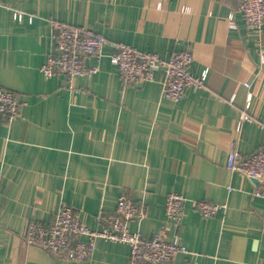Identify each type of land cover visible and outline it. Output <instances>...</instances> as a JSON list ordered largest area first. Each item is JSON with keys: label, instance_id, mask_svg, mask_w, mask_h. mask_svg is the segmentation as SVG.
Masks as SVG:
<instances>
[{"label": "crops", "instance_id": "0c3cea01", "mask_svg": "<svg viewBox=\"0 0 264 264\" xmlns=\"http://www.w3.org/2000/svg\"><path fill=\"white\" fill-rule=\"evenodd\" d=\"M52 21L162 59L189 47L206 83L173 101L160 72L126 84L105 55L87 57L97 72L71 89L65 75L41 73ZM0 87L23 102L21 117L0 122V264H131L128 245L104 239L85 261L26 242L30 221L53 223L63 203L99 229L124 191L143 214L133 232L187 248L171 264H264V200L254 180L226 167L234 144L244 154L264 149V41L249 34L236 0H2ZM250 94L255 120L238 131ZM174 192L227 207L205 218L188 202L175 225L165 211Z\"/></svg>", "mask_w": 264, "mask_h": 264}, {"label": "built area", "instance_id": "2783aa9c", "mask_svg": "<svg viewBox=\"0 0 264 264\" xmlns=\"http://www.w3.org/2000/svg\"><path fill=\"white\" fill-rule=\"evenodd\" d=\"M236 1L237 9L244 16L247 31L261 46L264 41V0ZM13 14L16 21H22L25 16L20 10L13 11ZM51 26V46L41 66V73L45 78L65 75L71 89L76 76L90 77L97 72V69L86 64L85 59L90 56L100 59L105 55L118 69L126 84L155 81L157 73L160 72L159 81L163 94L173 101L183 99L189 89H200L206 83V72L197 76L191 70L194 57L189 47L177 51L169 59H162L156 53L141 51L126 43L108 41L86 26H71L57 21H52ZM108 45L110 51L106 54L105 48ZM244 85L250 86L248 83ZM250 102L251 94L246 108L240 114L236 127L238 131L242 129L245 121L255 120L249 111ZM22 107L23 102L12 90L0 87V122L10 123L21 117ZM226 167L234 173L254 180L256 188L253 194L264 200V149L244 154L234 144L226 153ZM188 202L205 218H211L227 207L225 204L206 200H188L180 193H169L165 200V211L171 223H182ZM142 215L134 199L124 191L118 197L116 212L112 215H100L101 227L91 229L80 219L79 213L72 206L63 203L53 223L46 225L41 221H30L26 242L70 261L90 259L98 239L128 245L131 264H171L178 254L187 252L184 245L170 242L158 233L146 238L133 232L130 222L141 218Z\"/></svg>", "mask_w": 264, "mask_h": 264}]
</instances>
